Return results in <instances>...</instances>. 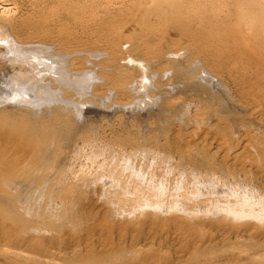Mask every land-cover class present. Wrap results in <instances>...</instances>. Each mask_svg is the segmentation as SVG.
Instances as JSON below:
<instances>
[{"label": "rangeland", "instance_id": "374dc122", "mask_svg": "<svg viewBox=\"0 0 264 264\" xmlns=\"http://www.w3.org/2000/svg\"><path fill=\"white\" fill-rule=\"evenodd\" d=\"M0 28L46 67L37 96L0 42V264H264V0H0Z\"/></svg>", "mask_w": 264, "mask_h": 264}, {"label": "bare ground", "instance_id": "6f19581e", "mask_svg": "<svg viewBox=\"0 0 264 264\" xmlns=\"http://www.w3.org/2000/svg\"><path fill=\"white\" fill-rule=\"evenodd\" d=\"M150 2V1H149ZM147 3H148V0H147ZM104 27V26H103ZM170 33V32H169ZM11 40V38L8 36V34L5 32V31H3L1 28H0V42H1V44H3V45H5L6 46V51L8 52V53H10V54H12V55H14L15 56V59L17 60V61H19V60H21V61H25V60H27V58H29L26 62H28L27 63V65L25 64V65H22L21 63V65L19 66L20 67V69L23 71V72H25L27 69H31L32 70V72L34 73V76L33 77H35L33 80H34V87H36L37 88V96H39L40 95V93H41V90L40 89H38L39 88V86H40V80L41 79H43L42 78V76H43V69H46V67H44V65H42V63L40 62V60L39 59H42L43 57V55L41 56V54H40V56H39V54H38V52L36 51V49L33 47V48H31V46L30 47H26V46H24V45H22V46H18V45H16L15 44V42H12V41H10ZM33 44V43H32ZM30 45V44H29ZM125 45H126V43H125ZM4 49H5V47H3ZM1 49H2V47H1ZM28 52H29V54H28ZM4 53V52H3ZM43 53V52H42ZM9 54V55H10ZM28 54V55H27ZM26 57V58H25ZM49 57H51L50 55H49ZM48 57V58H49ZM46 58V57H45ZM44 58V59H45ZM50 59V58H49ZM52 62V61H51ZM43 63H45V62H43ZM48 63V62H47ZM46 63V64H47ZM49 64V63H48ZM54 64V63H53ZM50 66H52V65H50ZM49 66V67H50ZM44 67V68H43ZM53 67V66H52ZM59 67V66H58ZM61 67V66H60ZM20 69L18 70V77L17 78H19L20 80L21 79H23L22 77L24 76V78H25V75H23V73H19V71H20ZM61 69V68H60ZM59 69V70H60ZM54 70V69H53ZM58 70V69H57ZM143 70V69H142ZM179 73V72H178ZM20 74V75H19ZM32 75V74H31ZM29 76V75H28ZM41 76V77H40ZM30 77V76H29ZM44 77V76H43ZM26 78H28V77H26ZM25 78V79H26ZM64 78V77H63ZM144 77H142V79H143ZM29 79V78H28ZM28 79H27V81H28ZM30 79L32 80V78L30 77ZM15 81H18V80H15ZM30 81V80H29ZM28 81V82H29ZM143 81V80H142ZM31 82V81H30ZM79 82V81H78ZM17 83V82H16ZM142 84V83H141ZM140 84V85H141ZM144 84V83H143ZM141 86H143V85H141ZM145 86H146V83H145ZM144 87V86H143ZM140 88H142V87H140ZM144 90H145V88H143ZM40 90V91H39ZM32 91V90H31ZM143 91V90H142ZM35 94H36V92H35ZM17 97L16 98H20V99H24V100H28L27 98H28V96L26 95V96H24V95H16ZM41 96V95H40ZM15 98V97H14ZM30 101V100H29ZM145 104V103H144ZM142 106V105H141ZM87 112V111H86ZM216 112V111H215ZM217 113V112H216ZM214 114V113H213ZM215 116V115H214ZM217 116H219V115H217ZM216 116V117H217ZM5 118V117H4ZM218 118V117H217ZM220 118V120H221V117H219ZM223 118V117H222ZM18 119V118H17ZM218 120V119H217ZM220 120L218 121V122H220ZM223 120V119H222ZM221 120V121H222ZM5 121V120H4ZM13 121H14V119H13ZM9 122H10V120H9ZM19 122H21V121H19ZM14 124V123H13ZM22 124V123H21ZM18 124H16V126H17ZM30 125V124H29ZM20 126V125H19ZM7 127V126H6ZM22 127L23 126H21V127H19V128H21L22 129ZM32 127V126H31ZM36 127V126H35ZM18 128V127H17ZM25 128V127H24ZM23 128V129H24ZM6 129V128H5ZM4 130V129H3ZM7 130V129H6ZM20 133H21V131H19ZM2 133V132H1ZM5 133H6V131H5ZM11 133V132H10ZM18 133V132H17ZM25 133V132H24ZM34 133V132H33ZM28 134V133H27ZM13 135V134H12ZM11 135V136H12ZM26 135V134H25ZM8 136V135H7ZM24 136V135H23ZM29 136V135H28ZM35 136H37V135H35ZM1 137V136H0ZM25 137V136H24ZM30 137V136H29ZM28 137V138H29ZM10 139H11V137H9ZM8 138V139H9ZM34 139H35V137H34ZM6 140V139H5ZM21 140V139H20ZM24 140V139H23ZM9 141H11V140H9ZM2 142V141H1ZM0 142V143H1ZM31 142V141H30ZM32 146V145H31ZM34 147V146H33ZM4 149V148H3ZM34 152H36V151H34ZM33 152V153H34ZM26 154V153H25ZM24 155V154H23ZM34 155V154H33ZM19 156V155H18ZM31 157V156H30ZM146 157V156H145ZM20 158H21V156H20ZM34 159V158H33ZM28 160V159H27ZM38 160V159H37ZM30 161V160H29ZM17 162V161H16ZM34 162V161H33ZM30 164V163H29ZM124 164V163H123ZM125 164H126V162H125ZM2 166V165H1ZM123 166V165H122ZM126 166V165H125ZM138 168V167H137ZM136 168V169H137ZM7 169V168H6ZM61 170H62V168H61ZM6 171V170H5ZM28 171V170H27ZM137 171V170H136ZM4 172V171H3ZM7 172V171H6ZM30 172V171H29ZM5 173V172H4ZM1 174V173H0ZM18 174V173H17ZM4 175H6V174H4ZM3 175V176H4ZM21 175V174H20ZM19 175V176H20ZM18 176V177H19ZM33 176V175H32ZM18 177H16V178H18ZM132 177V176H131ZM153 177V176H152ZM30 178H32V177H30ZM29 178V179H30ZM42 178V177H41ZM11 179V178H10ZM19 179V178H18ZM18 179H16V180H18ZM33 179H34V177H33ZM151 179V178H150ZM2 180H3V178H2ZM161 180V179H160ZM28 181V180H27ZM31 181H32V179H31ZM149 181V180H148ZM23 182V181H22ZM151 182V181H150ZM13 184V183H12ZM153 185V184H152ZM75 186V185H74ZM160 186V185H159ZM150 187V186H149ZM152 187V186H151ZM161 187V186H160ZM160 187H158V188H160ZM70 188V187H69ZM72 188V187H71ZM75 189H76V187H74ZM145 188V187H144ZM153 188V187H152ZM155 189V188H154ZM3 190V189H2ZM147 190V189H146ZM73 191V190H72ZM152 191V190H151ZM69 192V191H68ZM157 192V191H156ZM151 193H153V192H151ZM161 194V193H160ZM74 195V194H73ZM72 194H70V196H73ZM155 197V196H154ZM152 198V197H151ZM157 199V198H156ZM154 200V199H153ZM47 203V202H46ZM51 209V208H50ZM24 220V219H23ZM27 220V219H26ZM67 220V219H66ZM65 221V220H64ZM68 221V220H67ZM23 222H26V223H28L27 221H23ZM66 222V221H65ZM31 223V222H30ZM59 223V222H58ZM58 223L56 222V223H54V222H52V223H50L49 225H48V227H45L44 226V228H47L48 230H49V228L50 229H52V231H54V230H56V228L57 227H59L60 229H63L64 227H66V225H65V223H61L60 222V226L58 225ZM79 223V222H78ZM22 224V223H21ZM33 224V223H32ZM63 224V225H62ZM68 224H69V222H68ZM67 224V225H68ZM27 225V224H26ZM76 225V224H75ZM23 226V225H22ZM21 226V227H22ZM27 226H29V225H27ZM36 226V225H35ZM63 228H62V227ZM24 227V226H23ZM27 228V231H28V229H29V227H26ZM36 228H37V226L35 227V229H34V227L32 228V229H34V230H36ZM58 228V229H59ZM54 229V230H53ZM58 229H57V231H58ZM67 229H69V228H67ZM30 230V229H29ZM43 230V229H42ZM48 230H46L45 229V231H48ZM25 231V230H24ZM37 231V230H36ZM1 232V231H0ZM34 232V231H33ZM51 232V231H50ZM55 232V231H54ZM45 233V232H44ZM59 233V232H58ZM90 233V232H89ZM25 234H28V233H25ZM48 234V233H47ZM76 234V233H75ZM56 236V235H55ZM75 236V235H74ZM82 236V235H81ZM80 237V236H79ZM70 240V239H69ZM3 241V240H2ZM25 241V240H24ZM21 242V241H20ZM7 243V242H6ZM50 249V248H49ZM55 250V249H54ZM21 252V251H20ZM4 253V252H3ZM59 254V253H58ZM88 254V253H87ZM82 255V254H81ZM16 256V255H15ZM48 260V259H47ZM77 262V261H76ZM78 264V263H77Z\"/></svg>", "mask_w": 264, "mask_h": 264}]
</instances>
